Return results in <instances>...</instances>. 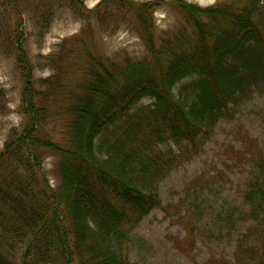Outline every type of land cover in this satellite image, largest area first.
<instances>
[{
	"label": "trees",
	"instance_id": "16d2710c",
	"mask_svg": "<svg viewBox=\"0 0 264 264\" xmlns=\"http://www.w3.org/2000/svg\"><path fill=\"white\" fill-rule=\"evenodd\" d=\"M11 1L22 17L24 0ZM162 6L184 25L158 36L154 12ZM81 10L99 24L132 25L148 55L117 62L92 41L79 50L62 45L58 60L67 61L37 89L22 33L13 30L25 123L0 151V264H133L130 232L159 205L158 184L188 158L169 144L195 146L230 109L264 92V0L207 8L102 0ZM145 99L151 104L139 106ZM48 156L59 159L55 188L43 172ZM240 156L252 164L243 208H224L214 221L250 226L233 261L211 264H264V152Z\"/></svg>",
	"mask_w": 264,
	"mask_h": 264
},
{
	"label": "rangeland",
	"instance_id": "374dc122",
	"mask_svg": "<svg viewBox=\"0 0 264 264\" xmlns=\"http://www.w3.org/2000/svg\"><path fill=\"white\" fill-rule=\"evenodd\" d=\"M101 1L81 0L78 5L72 0H24L22 17H19L12 1L10 4L9 0H0V151L12 131L21 130L25 123L21 112L24 81L17 68L11 39L15 28L22 33L23 48L33 67L37 89H46L42 81L54 75L60 63L67 61L58 60L64 56L60 51L62 45L66 51L79 50L83 40L92 41L102 57L117 62L147 57V49L132 25L121 20L117 23V19L110 24H99L89 13H82V8L93 10ZM185 1L207 8L229 0ZM105 9L101 7L102 13ZM154 20L158 36L184 25L182 16L166 6L155 10ZM69 57L79 56L74 53ZM185 82L179 83L175 90ZM151 102L145 99L139 106ZM59 132L60 129L55 137L57 141L62 137ZM204 137L197 140L195 146L169 144L168 147L188 158L158 184L159 205L130 232L128 256L133 264L233 261L236 246L250 225L241 222L228 230L214 220L224 208H243V190L252 164L240 153L248 157L256 148L264 152V92H256L240 107L230 109L213 132ZM58 161L55 156L43 161V172L51 188L59 183Z\"/></svg>",
	"mask_w": 264,
	"mask_h": 264
}]
</instances>
